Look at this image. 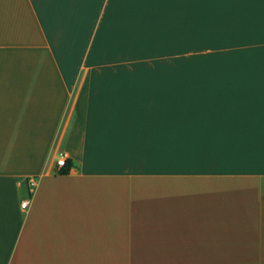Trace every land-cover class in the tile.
Wrapping results in <instances>:
<instances>
[{
  "label": "crops",
  "instance_id": "obj_1",
  "mask_svg": "<svg viewBox=\"0 0 264 264\" xmlns=\"http://www.w3.org/2000/svg\"><path fill=\"white\" fill-rule=\"evenodd\" d=\"M149 1L0 0V264H264V0Z\"/></svg>",
  "mask_w": 264,
  "mask_h": 264
},
{
  "label": "trees",
  "instance_id": "obj_2",
  "mask_svg": "<svg viewBox=\"0 0 264 264\" xmlns=\"http://www.w3.org/2000/svg\"><path fill=\"white\" fill-rule=\"evenodd\" d=\"M154 5V3L153 4H151V8H149L148 10H146V11H148V12H146V13H148V14H150V15H152L153 13H156L155 12V9H156V7L155 6H153ZM131 11H130V19H129V23H130V28H131V33H140V31L141 30H143V29H141V26L142 25H138V26H135V24H133V18H135V7L134 8H132V9H130ZM144 25V24H143ZM150 25H144V27H145V30L149 27ZM160 29L161 28H163L165 31H170V30H173V28L171 27V26H169V28H167V27H159ZM164 31V32H165ZM148 33H151V34H153V33H155V31H148ZM134 38V36H133V34H132V36H131V39H133ZM178 42H184V40H181V38H180V40H178ZM184 43H181L180 45H183ZM194 44V46H196L197 44H200V41H198V40H195L193 43H192V45ZM185 61V59H182V61L181 62H184ZM72 166H73V163H72V161H70V160H66V163H65V166L63 167V168H61L59 171H58V173L59 174H61V175H66V174H68L69 172H70V170H71V168H72Z\"/></svg>",
  "mask_w": 264,
  "mask_h": 264
},
{
  "label": "rangeland",
  "instance_id": "obj_3",
  "mask_svg": "<svg viewBox=\"0 0 264 264\" xmlns=\"http://www.w3.org/2000/svg\"><path fill=\"white\" fill-rule=\"evenodd\" d=\"M151 4H153V0H150L148 3L142 4V5H143L144 8H146V7H150ZM129 7H130V4H129L128 8H127L128 12L130 13ZM125 10H126V7H125ZM127 10H126V12H127ZM130 17H131V16H130ZM150 24H151L152 26H155V27L157 26V25H155L156 23H155L154 21H151ZM144 25H145V24H144ZM144 25L141 26V29H144V30H145ZM129 33H130V23L127 24V25L124 27V34H125V36H129ZM198 57H200V52H199V54L195 53L193 59H196V58H198ZM176 58H177V57H176ZM185 58H186V55H179V56H178V59L175 60L176 70H178V72H181V73H185V72H186V68L184 69V67L181 66V65H182V62H181V61H182V59H185ZM172 61H173V58H172ZM184 64L186 65V61L183 62V65H184ZM172 67H173V66H172ZM59 154H62V153H59ZM35 180H36V179H35Z\"/></svg>",
  "mask_w": 264,
  "mask_h": 264
},
{
  "label": "built area",
  "instance_id": "obj_4",
  "mask_svg": "<svg viewBox=\"0 0 264 264\" xmlns=\"http://www.w3.org/2000/svg\"><path fill=\"white\" fill-rule=\"evenodd\" d=\"M65 163H66V159H65V158H62V159H60V160L57 161V166H58L59 168H63V167L65 166ZM28 184H29V186H30L31 188H35V187L37 186V183H36L34 180H32V179H30V180L28 181ZM33 192H34V191H32V194H33ZM22 207L25 208V207H26V203H23V204H22Z\"/></svg>",
  "mask_w": 264,
  "mask_h": 264
}]
</instances>
